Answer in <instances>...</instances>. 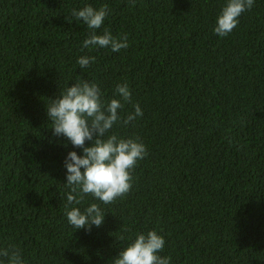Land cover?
I'll list each match as a JSON object with an SVG mask.
<instances>
[{
  "label": "trees",
  "instance_id": "obj_1",
  "mask_svg": "<svg viewBox=\"0 0 264 264\" xmlns=\"http://www.w3.org/2000/svg\"><path fill=\"white\" fill-rule=\"evenodd\" d=\"M86 4L108 6L97 34H127L126 49L82 47L90 30L72 11ZM225 4L0 0V249L18 248L25 264H111L134 234L155 230L170 264H264V0L221 38ZM85 55L95 63L81 69ZM80 79L104 100L127 83L120 114L138 103L143 115L112 131L147 150L129 193L100 204L104 222L90 231L64 208V159L82 150L53 136L45 109Z\"/></svg>",
  "mask_w": 264,
  "mask_h": 264
},
{
  "label": "clouds",
  "instance_id": "obj_2",
  "mask_svg": "<svg viewBox=\"0 0 264 264\" xmlns=\"http://www.w3.org/2000/svg\"><path fill=\"white\" fill-rule=\"evenodd\" d=\"M129 3L134 6V0ZM253 5L254 0H226L217 15L214 34L221 38L229 35L237 27L239 17ZM107 15V5L95 9L86 4L73 9L74 21H82L90 30L83 48H110L112 52H119L128 47L127 34L114 37L107 28L97 34ZM76 62L81 69L88 68L95 63V57L80 56ZM113 96L119 99L104 100L98 83L80 79L58 92L55 99H48L45 106L53 136H63L74 148L82 150L81 155L69 151L63 163L65 186L70 189L64 205L65 216L69 225L77 230L90 231L93 226L99 228L103 224L106 213L100 204H111L129 193L132 170L147 156L146 146L139 137L122 138L112 131L115 125L127 126L143 115L138 103L132 104V112L120 114L124 108L122 101H131L127 83H117ZM86 196L99 203H91L81 211L76 205ZM164 246V237L155 230L134 234L111 264H170V257L159 255ZM0 258V264H25L20 250L15 247L0 249Z\"/></svg>",
  "mask_w": 264,
  "mask_h": 264
}]
</instances>
